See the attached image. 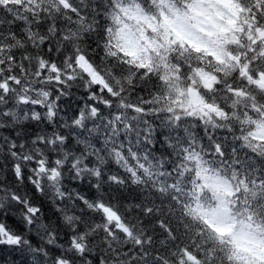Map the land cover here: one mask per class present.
<instances>
[{
  "label": "snow or ice",
  "instance_id": "6c2138e0",
  "mask_svg": "<svg viewBox=\"0 0 264 264\" xmlns=\"http://www.w3.org/2000/svg\"><path fill=\"white\" fill-rule=\"evenodd\" d=\"M93 35L96 49L85 39ZM262 39L264 0H0V213L19 206L24 228L36 225L41 240L33 245L0 221V246L27 250L32 264H184L173 217L189 182H199L190 173L245 177L264 189ZM77 81L88 102L65 118L59 101ZM154 122L166 131L167 159L154 152ZM217 129L239 150L227 154ZM244 150L253 156L241 157ZM67 178H94L98 195L69 190ZM26 182L50 199L58 226L38 223L41 206L19 191ZM128 183L155 199L122 211L105 184ZM217 199L208 214L235 221ZM244 200L235 243L221 241L206 264H264V197ZM134 211L149 226L129 220Z\"/></svg>",
  "mask_w": 264,
  "mask_h": 264
},
{
  "label": "trees",
  "instance_id": "16d2710c",
  "mask_svg": "<svg viewBox=\"0 0 264 264\" xmlns=\"http://www.w3.org/2000/svg\"><path fill=\"white\" fill-rule=\"evenodd\" d=\"M252 37L253 39H257L255 32H252ZM85 39L91 49H96L95 41L97 37L95 35H93L90 40L88 38ZM241 40H245V34L241 36ZM261 44L264 45V39L261 40ZM98 52L99 50L97 49V53ZM93 58H98L96 53H93ZM37 87H40V85H37ZM45 87L47 90L53 92V97L57 94V85L52 84ZM94 88L98 90V86H94ZM65 91L68 95L62 97L59 101V105L61 109L60 114L65 116V118H68L77 114L80 108L88 102L87 97L89 93L85 90L83 83L80 81L73 83L72 86L66 88ZM141 94L147 95L146 92ZM134 98L135 97L133 96V99ZM101 108L103 109V105H101ZM38 110L43 111V109ZM148 119L152 120L153 118L148 117ZM154 123L156 127V148L154 149V152L156 155H163L167 159L171 150L167 149L166 145L162 143L166 131L159 127L158 122ZM45 126L46 124L40 125V127ZM29 127L35 130V125L30 124ZM195 131L198 137L204 138V131L201 126L197 125ZM214 136L219 142L224 144L227 154L231 153L232 147H236L239 150V144L233 140L232 135L226 130L217 129ZM203 143L205 146L208 145L207 138L203 139ZM246 154L249 157L253 156V154L247 152V150L240 151L241 157H244ZM171 160H175L174 154L171 155ZM109 169L112 172H119L120 175H124L123 171L118 169L114 164L110 165ZM190 175H192L193 180H198L199 182L195 186H192L191 182H189L188 188L185 189L188 195L181 194V199L178 201V205L175 209L176 215H174L173 219L180 220L181 227L177 232V235L187 246V251L184 253V264H206L207 258L214 255L215 250L221 241L225 242L226 247L235 243L232 229H222L217 225L216 221H213V216L208 214L209 208H216L218 206L219 201L217 197H223L226 199V202L230 206L232 214L235 217V221L230 220L232 224L231 227L233 229H238L239 224L237 221L244 219L247 216V213L243 212V206L245 204L244 197H247L248 203H252L257 197H264V189L255 185L247 187V179L245 177H240L239 179L231 178L230 176L228 178L216 177V174L212 173V176L216 178L208 180L203 178V176H198L196 174L190 173ZM2 179L3 178L0 177V180ZM9 180H11L10 175ZM94 183V178L91 183H89L88 179H85L84 181H74L67 178L64 181L65 186L69 190L78 191L82 195L89 197L98 195L97 190L93 187ZM213 184L218 185L213 187ZM105 188L107 189L105 195L110 196L112 202L118 204L122 211L124 208L131 207L134 204L155 199V197L148 193L146 189L131 183L122 186L111 185L110 187L105 184ZM19 191L21 194L27 192L32 198L33 203L41 206L43 215L38 223H51L52 225L57 226L61 223L58 214L55 213V206L47 196H42L39 193H36L32 186L27 184V182L25 185L19 186ZM193 193H195V196H193ZM190 196L192 198H189ZM21 211L22 209L19 206L12 205L11 208H6L7 215L0 213V221L5 222L13 230L25 235L33 245H40L41 240L40 236H37V226L33 225L31 231L25 229L21 219ZM125 215L133 223H136L137 218H139L145 226H149L148 218L141 215L138 211L126 212ZM253 219L256 223H259V218L254 217ZM60 239L61 242L68 239L65 229L60 230ZM192 241H195V243L193 244ZM209 245H211V247H209ZM8 248V246H0V264H21L18 262L16 256H12L8 253Z\"/></svg>",
  "mask_w": 264,
  "mask_h": 264
},
{
  "label": "rangeland",
  "instance_id": "374dc122",
  "mask_svg": "<svg viewBox=\"0 0 264 264\" xmlns=\"http://www.w3.org/2000/svg\"><path fill=\"white\" fill-rule=\"evenodd\" d=\"M223 3L225 4V6H228L230 4V0H223ZM239 34H242V33H239ZM215 185H218V184H213V187H215ZM213 221H216L217 225L220 226L222 229L230 228L232 229V231H239V228L233 229L231 227L232 224L230 220H224L222 218L213 216ZM7 251L12 256H16L19 263L32 264V256L30 253L27 252V250H20V249H16L15 247H9Z\"/></svg>",
  "mask_w": 264,
  "mask_h": 264
},
{
  "label": "bare ground",
  "instance_id": "6f19581e",
  "mask_svg": "<svg viewBox=\"0 0 264 264\" xmlns=\"http://www.w3.org/2000/svg\"><path fill=\"white\" fill-rule=\"evenodd\" d=\"M11 208V207H10ZM43 213V212H42ZM46 218V217H45ZM31 233V232H30ZM35 233V232H34ZM32 234V233H31ZM64 234V233H63ZM38 236V235H37ZM64 239V238H63Z\"/></svg>",
  "mask_w": 264,
  "mask_h": 264
}]
</instances>
